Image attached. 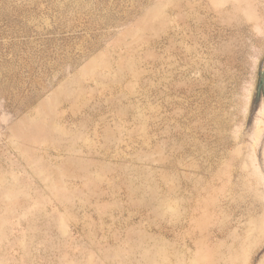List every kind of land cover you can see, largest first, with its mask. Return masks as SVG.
Returning <instances> with one entry per match:
<instances>
[{"label": "rangeland", "instance_id": "1", "mask_svg": "<svg viewBox=\"0 0 264 264\" xmlns=\"http://www.w3.org/2000/svg\"><path fill=\"white\" fill-rule=\"evenodd\" d=\"M262 61L264 0H0V264H264Z\"/></svg>", "mask_w": 264, "mask_h": 264}, {"label": "trees", "instance_id": "2", "mask_svg": "<svg viewBox=\"0 0 264 264\" xmlns=\"http://www.w3.org/2000/svg\"><path fill=\"white\" fill-rule=\"evenodd\" d=\"M264 61L260 63L256 81V88L254 92V101H257L260 97L264 99Z\"/></svg>", "mask_w": 264, "mask_h": 264}]
</instances>
